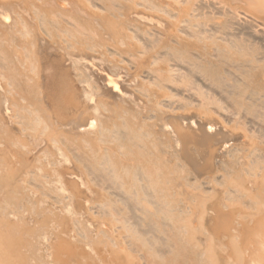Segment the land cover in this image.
Segmentation results:
<instances>
[{"label": "bare ground", "instance_id": "6f19581e", "mask_svg": "<svg viewBox=\"0 0 264 264\" xmlns=\"http://www.w3.org/2000/svg\"><path fill=\"white\" fill-rule=\"evenodd\" d=\"M0 264H264V0H0Z\"/></svg>", "mask_w": 264, "mask_h": 264}]
</instances>
